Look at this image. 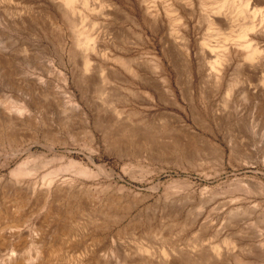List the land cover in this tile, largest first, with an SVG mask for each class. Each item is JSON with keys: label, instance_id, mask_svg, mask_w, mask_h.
I'll use <instances>...</instances> for the list:
<instances>
[{"label": "rangeland", "instance_id": "1", "mask_svg": "<svg viewBox=\"0 0 264 264\" xmlns=\"http://www.w3.org/2000/svg\"><path fill=\"white\" fill-rule=\"evenodd\" d=\"M113 1L122 3V0ZM200 1L158 0V14L165 27L157 36H152L150 32L145 34L150 38L148 47L161 52L159 39L162 33L166 34L167 25L175 28L180 37L184 31L185 11L187 8L191 10L187 37L190 50L192 48L191 75L187 72L189 67L181 46L176 69L171 72L168 67L176 97L185 110L175 106L170 99L162 98L161 101L158 97H150L147 94L141 95L145 99L143 107L130 98L128 85L121 81L118 84L119 112L115 115L111 112L113 106L109 105L114 93L113 83L106 80L105 72L102 74L98 71L94 84L92 81V84L85 85L81 92L74 84L67 88L75 93L82 106L88 101L90 104L95 102L98 108L100 126L95 134L96 141L90 145L86 140V128L68 105L66 94L62 93L61 78L50 73L42 86V83L37 81V70L31 73L30 80L36 85H41L35 93L45 114L48 113L46 125L47 122L49 124L44 135L43 130L39 132L34 128H24L20 132L27 137L33 132L36 133L35 142L24 141L23 147L30 146L31 152L41 154V160L37 158L38 164L42 163L41 161L46 164L40 166L33 177L17 178L11 175L10 170L23 160L26 154L21 153L12 158L14 147L0 146V165L8 163L7 167L0 168V200L9 196L10 192L5 188L8 182L14 179L22 183L29 180L38 182L46 170L49 172L51 168L70 158L85 164L91 156L95 165L103 167L104 172L97 171L89 178L80 177L71 170L60 172L56 181L66 184V189L58 194L60 201L56 204L50 203L49 200L44 205L39 191L31 193L30 190L21 188L24 193L20 195L24 200L21 208L29 214L27 223H19L14 231L19 233V237L9 239L3 244L0 242V257L9 251L13 243L17 255H27L31 251L28 250L32 240L36 239L43 241L45 245L48 243L44 248L54 244L61 249V258L49 259L45 264H164V261L165 264H202L195 261L200 257L209 258V263L206 264H264V35L260 34L262 37H258L260 42L257 47L260 53L254 63L257 69L254 73L242 71L236 58H233L228 68L226 61L215 63L222 55L221 38L229 31L217 25H207V20L211 17L200 9ZM236 1L243 2L247 13L244 19L235 21L234 25L251 21L256 29H263L264 32V0ZM78 3L77 1L75 5L78 6ZM86 14V24L94 19L104 21L102 25L96 23L93 29L87 26V32L94 38L96 33L98 36H105L104 42L107 45V37L112 33V28L108 25L110 19ZM27 32L31 33L29 30ZM15 35L17 34H12L11 37ZM20 36L25 38V35ZM203 40L213 50L206 54L205 62H199L193 58V47ZM42 43L48 44L50 50L49 54L40 58L53 60L59 67V41L53 39L54 47L51 42ZM245 52L242 49L238 53L243 55ZM64 55L66 68L61 65V71L70 73V66ZM109 66L107 63L102 68L106 71ZM189 76H192L191 79ZM15 78L11 80L14 81L13 86L8 81H0L1 103L18 98L17 89L23 86L25 81L20 74ZM127 98L130 99L128 108L132 109L131 114L125 110L124 101ZM136 111L142 112L146 118L144 128L143 125H134L138 120ZM173 114L182 115L188 124H192L191 115L199 117L201 124L205 125V130L195 124H192V129L204 134L211 146H203L204 144L195 141L188 149H183L176 141H172L175 139L173 137L176 127L168 118ZM128 115H131L132 125L127 120ZM218 115L222 120L220 124L215 122V118H219ZM124 128L140 131L135 132L134 138L132 136L131 139L129 135L123 136L125 139L122 141L121 132ZM137 139H140L139 142ZM140 141H144V146H140ZM220 150L223 154L218 155ZM179 152L182 159L177 155ZM54 156L60 157L61 160H55L58 158L54 159ZM92 169L94 170V167ZM13 197L4 198L6 201L9 199V207L13 206ZM1 222L6 223V219L3 218L0 225ZM33 228L39 231L36 237L31 234ZM211 246L217 248L218 257H214ZM139 248H144L146 252ZM194 254L197 257H194ZM178 255L182 256L179 258ZM224 257L228 259L225 260ZM183 258H186V261Z\"/></svg>", "mask_w": 264, "mask_h": 264}, {"label": "bare ground", "instance_id": "2", "mask_svg": "<svg viewBox=\"0 0 264 264\" xmlns=\"http://www.w3.org/2000/svg\"><path fill=\"white\" fill-rule=\"evenodd\" d=\"M77 1L79 2L78 6L80 8L75 5ZM157 1L158 0H122V3H117L113 0H0V81H8L9 83H11V86H13L12 83H14V81L12 82L11 80H13L16 75L20 74V76L22 75L23 77V81L26 82H23V86L18 87V98L13 101L7 100L3 101V103L0 102V146H13L14 154L12 153V158L18 157L21 153L26 154L23 160L18 162L14 166V168L10 170L11 175H14L17 178L23 177V179L30 178L33 177L34 174H36L37 169H39L40 166H44L46 164L45 161H41L42 163L38 164L37 158L41 157V154H35L31 152L30 146L23 147L24 141L35 142L36 133L33 132L32 135H29L27 137L25 134L20 132V130L24 128H34L39 132L43 130L42 132L44 135L46 127L49 124L47 122L46 125V114L48 115V113L45 114L43 106L36 97L35 93V90L40 89L41 85H36L30 80L32 79L31 73L33 74L36 70L38 75L37 81L39 83H42V86L44 83H46V77L50 73H54L61 78L63 82V87H61L63 88L62 93L66 94V100L68 105H70L72 111L76 112V114L81 119H79V121H82L84 127L86 128L84 129L86 130V140L90 145H92L96 141L95 134L100 126L98 108L95 106V102L94 104H90L88 101L85 104L86 107L82 106L77 101L78 97L76 98L75 93L68 91L67 88L71 84H74V86L77 87V89L80 91L85 85L90 83L92 84V81L94 84V80L97 79H94V77H96L95 74H97L98 71H100V73L102 74H104L105 72L106 80L108 79L113 83L112 87L114 93L111 95L112 100L109 105H111V107L113 106L111 112H113L115 115L119 112L118 103H120V95L118 92V84H120L121 81H124L128 85V95L137 104L142 105L145 99H143L141 95L147 94L150 95V97H158L161 101L162 98L170 99V102H172L175 106L182 110H185V107L178 102V99L176 97L175 88L172 84L170 71L172 72L174 69H176L178 51L180 50L179 46H181L183 48L182 51H184L183 55L189 67V71H185H187L188 74L191 75L190 51L192 50V48L190 50L187 37L189 21L192 13L189 8H187V11H185V22L183 26L184 31L182 32V35L180 37L178 36L177 31H175V28H172L171 26L169 27V24L167 25L168 27L166 29V34L164 35L162 33L161 38L159 39L161 43V52H156L154 48L150 49L148 47L147 42L150 38L148 39L147 35L145 34L150 32L152 36H157L165 27L162 19L158 14ZM198 5L200 9L205 12V15H210L211 17V19L207 20L208 26L217 25L220 28H227L229 31L228 34H224V36L221 38L222 45H220V49L222 50V55L218 57L215 63L218 62L219 64L221 63V61H226V67L228 68L233 58H236L238 61V66L242 69V71H246V73H254L255 70H257L254 63L257 55L260 53L258 49L259 47H257L258 43L260 42H258V37L260 34L264 35V32L263 29H256V26L251 21L247 23H240L239 21L240 24L234 25L235 21L244 19L246 17L245 13L247 12L245 10V5L243 4V2H237L236 0H201ZM86 13L94 14L98 18L110 19V21H108V25H110V27L112 28V33H110V36L107 37V39H109L107 40V45L106 42H104L105 36L101 37L98 36V33H96L94 38L89 32H87V26H90L93 29L96 23L102 25L104 21H95L94 19L90 21L89 24H86ZM27 30L31 31V33L27 32ZM12 34L17 35L11 37ZM20 35H25V38H22ZM53 39H57L60 43L59 50H61V54H57V57L59 56V67L54 64L53 60H43L40 58L43 57L45 54H49L50 50L49 45L43 44L42 41L49 43L51 42V44L53 45ZM193 49V58H196V60L198 59L199 62H205V60L207 59L206 54H209L213 50L205 40H203V42L198 43L196 46L193 47ZM242 49L246 51L243 55L242 53H238ZM63 54H65L64 56L66 57L67 64L70 66V73H67V71H61V65L66 68V63H64L63 61ZM107 63H109L110 66L106 68V71H104L105 69H103L102 67H104ZM168 67L170 68V71ZM191 77L192 76H189L188 78L191 79ZM128 98L126 101H124V106H126L125 110H128V113L131 114L132 109L128 108L130 106L128 104L130 102V99L128 100ZM114 102L115 104H113ZM135 115L138 120L135 121L134 125L136 124L140 127V125L146 123V118L143 116L142 112L136 111ZM194 115H191L192 124H195V126L197 125L199 128L201 127V129L205 130V125L201 124L202 122L200 118ZM130 116L131 115H128V121L132 120ZM219 116L220 115H218V117ZM168 120L174 123L176 127L175 134L173 137L175 139L172 140L169 138V140H172L174 142L176 141L177 145L181 146L183 149L185 147L188 149V147H190L191 144L195 141H199L200 143L204 144L203 146H211V143L209 142L208 138L204 134H201L198 131L192 129V124L186 123L182 115L173 114L170 118H168ZM221 121L222 120L220 119V117L215 118V122L217 124H220ZM131 123L133 122L130 121V124ZM137 131L133 130V128H124L123 132L120 131L122 133V135L120 134L121 140L125 139L124 137L126 135H129L130 139L132 136L134 138V133H137ZM82 133L84 134V132ZM148 133L149 131L147 132V135ZM171 135L168 136L170 137ZM136 136L138 135H135V137ZM138 140L140 139H137L136 141ZM144 141H140V146L142 145V142L144 143ZM126 143L124 145H126ZM174 148L177 149V147ZM220 151L221 152L218 153V155L223 154L222 150ZM181 152H183V150H181ZM177 155L179 158L182 157L180 152L179 154L177 153ZM187 156L189 155L187 154ZM55 158L58 157L54 156V159ZM59 158L55 160H61ZM39 159L41 160V158ZM0 166V168L7 167L8 163H1ZM93 167L94 170L92 169ZM66 170H71L75 174H79L80 177L84 176L89 178V176L94 175L95 172L103 171L104 168L95 165L94 159L91 156H89L88 162L85 164H82L81 162L70 158L66 160V162H63L58 166L51 168L49 172L48 170H46L47 172H45V174L43 173L44 175L40 177V181L38 182L29 180L26 183H22L17 179H12L13 181H10L5 185V188H7L10 193H8L9 196L4 198H10V196H14L11 199L12 201H14L13 206L11 207L10 205L9 207L7 205L9 199L7 201L4 198L3 200H0V221H2L3 218L6 219V223L2 224L1 222L0 225V242L2 244L4 242L9 241V239L11 240L15 237H19V233H14V231H16V228L18 227L19 223H27L29 214H26L21 208L24 202V200L20 196L24 195V193L22 192L23 190L21 188H23L24 190H30L31 193H34V191H39L41 195V201L42 203H44V205L45 203H48L49 200L50 203L56 204V202L58 203L60 201V197H58V194L66 189V184L64 185V183L57 182L56 178L60 172H66ZM105 173H107V171ZM107 175L110 176L109 174ZM49 196L52 197L49 199ZM73 200L74 199H72V201ZM68 205L71 206V204ZM6 229L8 232L5 233ZM31 234L33 237H36L39 234V231L33 228L31 230ZM44 245L45 243L43 241L34 239L32 240L30 248L28 250L31 251L27 255H23L21 253L20 255H17L13 243L10 249L7 248L9 249V251H6L7 253L5 252L6 254L0 257V264H45L47 261H49V259L61 258V249L59 246H54V244H51L53 246L48 245V248H44ZM87 245H89V243ZM139 249L141 251H144V253L146 252L144 248ZM210 249L212 250L214 257H218L217 248L215 246H211ZM231 249L232 248H230V251ZM224 253L225 251L223 252V254ZM63 254H65V252ZM172 254L174 256V253ZM223 254H221V256H223ZM178 256L180 258L182 255ZM195 256L196 255L194 254V257ZM185 259L184 261H186ZM192 259L190 258L189 260L191 261ZM208 259L206 257H200L195 259V261L197 263L206 264L209 261ZM227 259L225 258V260ZM221 260L222 257L220 261ZM211 261L214 260L211 259ZM215 262L217 263V261ZM234 262L236 263V261Z\"/></svg>", "mask_w": 264, "mask_h": 264}]
</instances>
